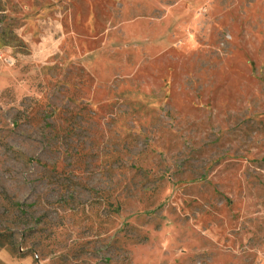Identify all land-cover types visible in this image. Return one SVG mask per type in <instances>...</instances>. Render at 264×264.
Masks as SVG:
<instances>
[{
    "label": "rangeland",
    "instance_id": "rangeland-1",
    "mask_svg": "<svg viewBox=\"0 0 264 264\" xmlns=\"http://www.w3.org/2000/svg\"><path fill=\"white\" fill-rule=\"evenodd\" d=\"M0 264H264V0H0Z\"/></svg>",
    "mask_w": 264,
    "mask_h": 264
}]
</instances>
